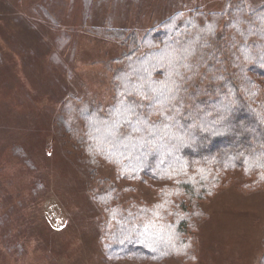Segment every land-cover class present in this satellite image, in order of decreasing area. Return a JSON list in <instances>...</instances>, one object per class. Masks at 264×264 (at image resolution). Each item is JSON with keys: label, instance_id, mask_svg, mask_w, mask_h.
<instances>
[{"label": "rangeland", "instance_id": "obj_1", "mask_svg": "<svg viewBox=\"0 0 264 264\" xmlns=\"http://www.w3.org/2000/svg\"><path fill=\"white\" fill-rule=\"evenodd\" d=\"M233 3L0 0V264H264V172H228L202 198L176 189L174 179L137 176L118 158L147 145L132 137L120 141L121 122L133 117L127 106L119 124L108 126L105 116L89 122L92 145L102 150L114 144L115 153L92 163L81 151L85 113L114 102V71L134 52L127 33L119 39L108 29L135 33L147 45L145 36L172 16L184 18L200 7L226 19ZM171 46L151 51L152 69L172 66L180 47ZM150 65H136L140 77H147ZM123 80L129 88L131 80ZM158 104L166 108L167 98ZM148 127L145 117L131 126L140 135ZM146 151L142 162L156 154L163 164L177 154L169 140ZM105 188L117 207L114 219L97 198ZM156 226L174 235L168 248L148 257L110 252L111 243L123 245L129 233L153 243L146 229Z\"/></svg>", "mask_w": 264, "mask_h": 264}, {"label": "trees", "instance_id": "obj_2", "mask_svg": "<svg viewBox=\"0 0 264 264\" xmlns=\"http://www.w3.org/2000/svg\"><path fill=\"white\" fill-rule=\"evenodd\" d=\"M236 1L226 12V19L223 14L206 13L200 7L186 13L184 18L172 16L145 36L147 45L144 40L139 43L136 34L125 29L107 30L119 39H124L127 33L134 52L125 54L114 71V102L107 109L92 106V113H85L89 117L83 115L87 122L81 141L82 157L95 163L115 153L112 143L109 149L102 150L92 145L95 137L89 122L97 116L101 123L105 116L108 126L119 124L117 117L127 106L133 117L128 122L122 120L120 141L132 137L137 144L147 145L137 152L120 153L118 158L137 176L165 182L174 179L179 182L176 189L185 188L194 197L202 198L212 193L228 172H264V3L252 7L245 0ZM171 45L180 47L172 66L168 69L157 65L152 69L151 51ZM149 62L144 79L136 65ZM124 77L131 80L129 88L124 85ZM141 81L146 82L145 86ZM162 96L168 100L166 108L158 104ZM140 117H145L149 126L144 135L134 133L131 128ZM168 140L169 146L177 151L175 156H167L161 164L160 156L149 154L148 160L142 162L141 154H148L146 150L150 148H161ZM168 188L165 186L161 194ZM112 196L108 188L97 194L114 219L117 207L112 206ZM158 226L146 229L153 241H144L148 247L142 243V233H129L120 240L123 245L111 243L110 252L148 257L157 249L168 248L174 235L165 226ZM134 239L136 244L126 245Z\"/></svg>", "mask_w": 264, "mask_h": 264}]
</instances>
